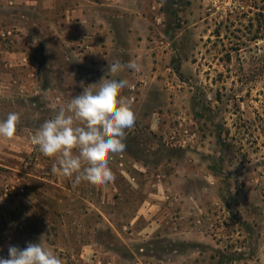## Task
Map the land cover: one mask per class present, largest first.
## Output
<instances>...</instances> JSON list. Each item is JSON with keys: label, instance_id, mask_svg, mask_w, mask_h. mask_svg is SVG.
<instances>
[{"label": "rangeland", "instance_id": "rangeland-1", "mask_svg": "<svg viewBox=\"0 0 264 264\" xmlns=\"http://www.w3.org/2000/svg\"><path fill=\"white\" fill-rule=\"evenodd\" d=\"M263 0H0V257L64 264H264ZM131 87L112 183L53 175L30 135L83 86ZM83 85V86H82Z\"/></svg>", "mask_w": 264, "mask_h": 264}, {"label": "clouds", "instance_id": "clouds-1", "mask_svg": "<svg viewBox=\"0 0 264 264\" xmlns=\"http://www.w3.org/2000/svg\"><path fill=\"white\" fill-rule=\"evenodd\" d=\"M125 69L140 72L142 66L132 60H115L108 65L113 78L83 86L81 94L54 108V115L30 135V142L45 157L54 158L53 175L93 186L114 182L110 161L126 149V130L134 128L136 115L130 99L122 92L130 88L128 79H116ZM20 114L10 112L0 119V139L13 138L18 130ZM0 264H64L51 248L41 242H28L23 249L10 245L8 257Z\"/></svg>", "mask_w": 264, "mask_h": 264}, {"label": "trees", "instance_id": "trees-1", "mask_svg": "<svg viewBox=\"0 0 264 264\" xmlns=\"http://www.w3.org/2000/svg\"><path fill=\"white\" fill-rule=\"evenodd\" d=\"M261 16L263 17V20H264V9H263V12L261 13ZM263 32H264V23H263ZM263 37H264V33H263Z\"/></svg>", "mask_w": 264, "mask_h": 264}]
</instances>
